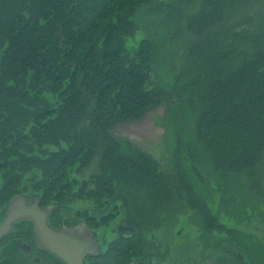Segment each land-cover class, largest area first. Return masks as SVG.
I'll return each instance as SVG.
<instances>
[{
  "label": "trees",
  "instance_id": "16d2710c",
  "mask_svg": "<svg viewBox=\"0 0 264 264\" xmlns=\"http://www.w3.org/2000/svg\"><path fill=\"white\" fill-rule=\"evenodd\" d=\"M243 1L0 0V204L31 190L62 209L88 195L104 224L123 211L131 230L103 255L127 264L161 249L154 230L177 186L201 232L246 246L264 226V27L225 26ZM157 19L169 33H198L182 62L152 29ZM138 30L132 54L125 42ZM163 102L171 128L187 127L175 170L113 133ZM97 154L89 186L74 172Z\"/></svg>",
  "mask_w": 264,
  "mask_h": 264
},
{
  "label": "rangeland",
  "instance_id": "374dc122",
  "mask_svg": "<svg viewBox=\"0 0 264 264\" xmlns=\"http://www.w3.org/2000/svg\"><path fill=\"white\" fill-rule=\"evenodd\" d=\"M185 8L186 10L183 14L188 11V7L186 6ZM158 18L160 19V17ZM155 22L161 24L163 19L155 20L154 25L152 24V29L156 27L164 37L166 36L164 33L170 35L168 41L169 51L175 52V55L179 56V62H182L184 56L186 57L185 53L187 49L197 41L198 33L195 30H189L190 32L186 30L179 33L177 31L182 29L178 25L179 28L177 27L175 32L169 33L162 24H157V26ZM223 23H225V26L232 27L230 32H238L240 30L254 32L255 30H260L264 27V0L243 1L235 7V10L233 9L228 12ZM143 35V32L138 30L134 35L126 38L125 44L128 52L132 54L135 52ZM170 71L176 73L178 69L173 65ZM177 106H179V110L176 115L180 117L178 120L180 121L181 119L182 122H185L184 119H187V115H190L187 106ZM167 108V102L160 103L156 107L149 109L139 120L123 121L115 124L113 126V133L117 136L130 139L137 147H141L147 153H152L156 158H159L162 166H170V168L175 170L176 155L182 148V145L179 143V134L183 130L187 131V127H183L177 123V126L172 125L171 128V125L165 120ZM103 144H100V147L98 144L97 151H103ZM99 156L97 154L91 163L82 166V168L74 172V175L79 180L85 178L89 186H93L90 178L99 168ZM20 194H25L28 200H32L35 196L40 197V195L31 190L19 191L18 194L12 196L8 201L0 204V219L5 213L6 206L11 199ZM203 194L206 196L204 190ZM54 200L52 198L41 203H43L42 206L50 209L52 220L53 218L58 219L57 222L55 221L56 224H52L56 228L71 229L85 234L87 231H90L96 239L97 244L98 240H105L110 243V240L114 239L120 232H128V230H124L123 211H119L120 214L115 217L111 215L105 224L98 221L100 213L93 212L95 202L88 195L76 197L64 209L61 206V209L58 208ZM163 201L166 206L160 209L161 215L163 214V216L160 215V220L165 223L163 226L156 227L153 238H155L157 246L163 250H168L167 252H163L170 255L168 264H209L210 261L216 264H264V226L261 225V230L253 232V235L250 233V236L247 238L248 243L244 246L224 232H215L211 235L210 233L201 232V227L195 223L197 219L195 218V222H193V217L189 215L190 213H187L186 209H188V206L182 200L177 186H175V191L163 198ZM106 205L109 206L107 212L116 210L117 205L113 201L106 203ZM177 235L179 236L176 237ZM173 237H176V239H171ZM149 243L155 245L152 241H148L146 244L148 245ZM146 252H149V250H146ZM10 255L8 253V256ZM116 259L115 257H111V259L106 258L105 260L110 261L108 264H117L118 262H111L116 261ZM128 259L127 257L126 260ZM135 259L139 260L142 258H130L131 261ZM94 261L96 262V260ZM129 261L127 264H129ZM139 261H145L144 256ZM155 261H158L157 263H165L159 259H155Z\"/></svg>",
  "mask_w": 264,
  "mask_h": 264
},
{
  "label": "water",
  "instance_id": "95a60500",
  "mask_svg": "<svg viewBox=\"0 0 264 264\" xmlns=\"http://www.w3.org/2000/svg\"><path fill=\"white\" fill-rule=\"evenodd\" d=\"M40 200L38 196L28 200L25 194L12 198L0 219V237L13 230L15 222L28 219L46 250L57 253L68 264H84L85 254L94 253L98 247L93 234L56 228L52 225L55 222L49 221L50 209L41 207Z\"/></svg>",
  "mask_w": 264,
  "mask_h": 264
},
{
  "label": "flooded vegetation",
  "instance_id": "af4514ba",
  "mask_svg": "<svg viewBox=\"0 0 264 264\" xmlns=\"http://www.w3.org/2000/svg\"><path fill=\"white\" fill-rule=\"evenodd\" d=\"M43 203L40 201V206ZM2 218V217H1ZM49 215V221L57 222ZM124 230H131L130 226L125 224ZM122 233H125L124 231ZM15 245H14V244ZM99 246L94 253H86L84 256V264H104L103 259L108 258L103 253L106 252L109 241L98 240ZM163 252L168 250L160 249ZM156 250L150 256V259L145 261H130L129 264H162L157 263L155 259L162 260L164 264H168L170 255L168 254H156L160 251ZM8 253L11 255L8 256ZM10 259V260H9ZM96 260V262L94 261ZM12 261V262H9ZM99 261V262H98ZM0 264H68L63 261L61 257L55 253L46 250L37 233L34 230L32 221L28 219H21L19 222L14 223V229L0 237ZM115 264V263H113ZM122 264V263H117ZM193 264V263H190ZM209 264H216L215 262H209Z\"/></svg>",
  "mask_w": 264,
  "mask_h": 264
}]
</instances>
